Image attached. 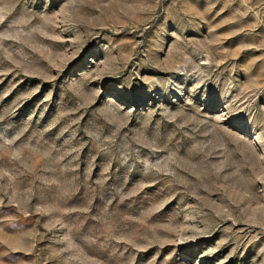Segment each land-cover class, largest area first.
<instances>
[{
    "label": "rangeland",
    "instance_id": "1",
    "mask_svg": "<svg viewBox=\"0 0 264 264\" xmlns=\"http://www.w3.org/2000/svg\"><path fill=\"white\" fill-rule=\"evenodd\" d=\"M0 264H264V0H0Z\"/></svg>",
    "mask_w": 264,
    "mask_h": 264
}]
</instances>
